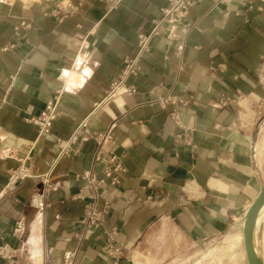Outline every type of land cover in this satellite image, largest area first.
I'll use <instances>...</instances> for the list:
<instances>
[{
    "label": "crops",
    "instance_id": "obj_1",
    "mask_svg": "<svg viewBox=\"0 0 264 264\" xmlns=\"http://www.w3.org/2000/svg\"><path fill=\"white\" fill-rule=\"evenodd\" d=\"M172 1L0 0V241L18 264H156L164 237L181 241L182 257L224 237L257 198L264 0H194L175 40L165 24L151 40L128 81L137 94L96 109ZM55 99L43 135L31 119ZM22 151L30 178L8 187ZM113 158L124 169L113 208L87 229L85 176L102 179Z\"/></svg>",
    "mask_w": 264,
    "mask_h": 264
},
{
    "label": "built area",
    "instance_id": "obj_2",
    "mask_svg": "<svg viewBox=\"0 0 264 264\" xmlns=\"http://www.w3.org/2000/svg\"><path fill=\"white\" fill-rule=\"evenodd\" d=\"M194 0H174L168 9L163 11V17L160 21L153 22L154 28H152L149 34H141L138 36V45L135 55L132 58L124 60L122 71L116 76V81L111 85L106 92L104 99L96 107L99 109L104 105L112 102L118 97H132L137 94L138 89L136 85L129 84L130 79H136L140 76L142 67L141 61L145 54L151 52V40L160 35L159 27L161 25H167L168 27V40H175L178 37V30L183 25L184 21L190 16L194 7ZM258 88L264 91V65L258 70ZM58 109V102L55 100L48 103L46 108L42 111L39 117L31 119V122L41 128V133L49 134L54 126L56 119V112ZM76 139L74 137L71 143ZM66 148V147H65ZM70 149L67 148L63 151V154L69 155ZM25 155L24 161L19 160L21 163L19 168L14 170L11 175L8 187L16 184L18 181L29 179V170L26 167V162L29 161V154L27 151H22ZM260 156L255 153V175H262V164L259 163ZM112 164L105 168L104 177L99 179L96 174L86 175L85 178L88 181V189L91 191L87 195V198L91 201L88 209L85 212L84 218L81 221V225L87 229H100L106 223V219L112 210L111 189H114L120 185V175L124 172L121 165L115 158L112 160ZM45 181H48L49 176H45ZM82 193L78 194L79 198H86ZM99 204L101 206L99 207ZM26 232V222L24 219L18 221L14 228L15 236H22ZM108 248L112 253V257L117 258L121 254V245L119 244L115 232L109 234ZM17 250L8 243L0 241V258L6 261L7 264H18L16 260Z\"/></svg>",
    "mask_w": 264,
    "mask_h": 264
},
{
    "label": "rangeland",
    "instance_id": "obj_3",
    "mask_svg": "<svg viewBox=\"0 0 264 264\" xmlns=\"http://www.w3.org/2000/svg\"><path fill=\"white\" fill-rule=\"evenodd\" d=\"M263 112L264 110H260ZM258 117H262L263 114H259V111H255L254 114ZM261 151L264 152V144L262 146ZM260 153V159L261 161H264V153ZM260 233L258 235V248L260 251H262V234L264 232V224H262ZM183 244H187L186 241L183 242ZM181 245V241L176 239H169V237H164L159 240L158 245L156 246L157 251L155 252V255L153 257L157 260L156 264H232V261L225 262L223 257V247L225 246L224 243V237L219 239L215 242H209L208 246H202L199 245L196 248L198 251L196 253H187L185 255L178 254V251L180 250L179 246ZM205 248L207 249L205 251ZM202 249V251H201ZM190 254H193V259L189 258ZM196 257V258H195ZM202 257V258H201Z\"/></svg>",
    "mask_w": 264,
    "mask_h": 264
},
{
    "label": "bare ground",
    "instance_id": "obj_4",
    "mask_svg": "<svg viewBox=\"0 0 264 264\" xmlns=\"http://www.w3.org/2000/svg\"><path fill=\"white\" fill-rule=\"evenodd\" d=\"M262 224H264V206L257 215L253 232V254L256 264H264V232L262 234V251L258 248V235ZM224 243L222 255L225 262L232 261V264H245L240 223L224 236Z\"/></svg>",
    "mask_w": 264,
    "mask_h": 264
},
{
    "label": "water",
    "instance_id": "obj_5",
    "mask_svg": "<svg viewBox=\"0 0 264 264\" xmlns=\"http://www.w3.org/2000/svg\"><path fill=\"white\" fill-rule=\"evenodd\" d=\"M264 206V185L241 221V233L245 264H256L253 254V232L258 213Z\"/></svg>",
    "mask_w": 264,
    "mask_h": 264
}]
</instances>
